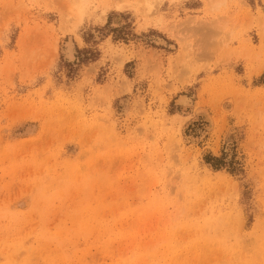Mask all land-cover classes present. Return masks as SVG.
<instances>
[{
  "label": "rangeland",
  "instance_id": "374dc122",
  "mask_svg": "<svg viewBox=\"0 0 264 264\" xmlns=\"http://www.w3.org/2000/svg\"><path fill=\"white\" fill-rule=\"evenodd\" d=\"M0 264H264V0H0Z\"/></svg>",
  "mask_w": 264,
  "mask_h": 264
}]
</instances>
